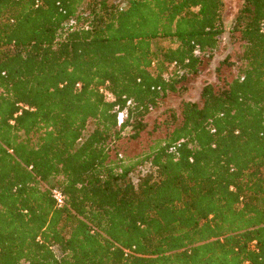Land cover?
<instances>
[{
  "label": "trees",
  "instance_id": "1",
  "mask_svg": "<svg viewBox=\"0 0 264 264\" xmlns=\"http://www.w3.org/2000/svg\"><path fill=\"white\" fill-rule=\"evenodd\" d=\"M35 3L0 0V264H264V0H242L237 57L175 106L225 0ZM152 114L169 131L127 156Z\"/></svg>",
  "mask_w": 264,
  "mask_h": 264
},
{
  "label": "rangeland",
  "instance_id": "2",
  "mask_svg": "<svg viewBox=\"0 0 264 264\" xmlns=\"http://www.w3.org/2000/svg\"><path fill=\"white\" fill-rule=\"evenodd\" d=\"M242 0H225V10L223 13L224 24L226 27V31L222 37V44L219 50L214 54V57L210 60L207 66L204 67L202 72L192 78L189 81V89L183 94L178 95L175 93H171L166 98V104L168 105H177L181 98H185L188 100L199 101L200 92L205 83H216L217 82V67L220 66L221 61L226 57V55H231L232 58H236V54L239 51L238 41H233L231 38V34L229 32V28L231 27L232 21L237 14L239 8L241 7ZM162 44L167 45L168 43L162 42ZM232 75H235L238 71V67L234 66L229 70ZM160 121V122H158ZM149 122V130H153V125L157 126V129L153 132L145 133L139 138L138 141L124 142L122 150L129 157H134L147 149V147L151 144L155 138H163L166 133L169 131L168 128V120L162 122L158 118H155V114H152L148 118ZM144 167V166H143Z\"/></svg>",
  "mask_w": 264,
  "mask_h": 264
},
{
  "label": "built area",
  "instance_id": "3",
  "mask_svg": "<svg viewBox=\"0 0 264 264\" xmlns=\"http://www.w3.org/2000/svg\"><path fill=\"white\" fill-rule=\"evenodd\" d=\"M39 3H40V0H36L35 5L37 6ZM101 91L105 94L107 99H109V100L113 99V97L110 93H108L107 91H105L103 89H101ZM18 107H19L18 112L15 115L20 114L22 112V110H30V111L33 110L32 107L25 105V104H21V103L18 104ZM122 120H123V113L120 112L118 114V124H121ZM51 195H52L57 207H62L65 204L64 195L62 194V192L59 189L52 188L51 189Z\"/></svg>",
  "mask_w": 264,
  "mask_h": 264
}]
</instances>
